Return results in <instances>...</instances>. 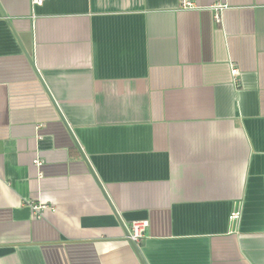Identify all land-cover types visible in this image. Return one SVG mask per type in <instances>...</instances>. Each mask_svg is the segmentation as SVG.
Returning <instances> with one entry per match:
<instances>
[{"label":"crops","instance_id":"0c3cea01","mask_svg":"<svg viewBox=\"0 0 264 264\" xmlns=\"http://www.w3.org/2000/svg\"><path fill=\"white\" fill-rule=\"evenodd\" d=\"M190 1L0 0V264H264V0Z\"/></svg>","mask_w":264,"mask_h":264},{"label":"built area","instance_id":"2783aa9c","mask_svg":"<svg viewBox=\"0 0 264 264\" xmlns=\"http://www.w3.org/2000/svg\"><path fill=\"white\" fill-rule=\"evenodd\" d=\"M43 3V0H30V6L31 8L41 6ZM179 8L183 10H193L196 9L195 4L190 1V0H179ZM223 9V6H215V10H220ZM216 22L219 21L218 16H215ZM239 75L238 69L234 66H231V76L233 77L234 80H236L237 76ZM33 164L35 166H40V162L35 159L33 161ZM33 212H35V215L38 214L40 211V207H33ZM239 212L238 211H233L229 215V222L233 224L238 219ZM148 227V222L145 220H140V221H132L129 225L128 228V235L127 238L130 242L133 244L137 245L139 242L144 238L146 230Z\"/></svg>","mask_w":264,"mask_h":264},{"label":"water","instance_id":"95a60500","mask_svg":"<svg viewBox=\"0 0 264 264\" xmlns=\"http://www.w3.org/2000/svg\"><path fill=\"white\" fill-rule=\"evenodd\" d=\"M25 55L27 56V58L29 59L28 61H30V64H31V67H32V69L34 70V72H35V74L37 73V71H36V69H35V67H34V64H33V61H32V59H31V57H29V53H28V51L26 50L25 51ZM37 76H38V78H39V80H40V77H39V75L38 74H36ZM60 119H61V121L63 122V124L65 125V122H64V120H63V118L60 116ZM74 144H75V146H76V148L79 150V152H80V149H79V147H78V145H77V143L74 141ZM81 153V152H80ZM81 157L83 158V160L85 161V158H84V156H83V154L81 153Z\"/></svg>","mask_w":264,"mask_h":264}]
</instances>
